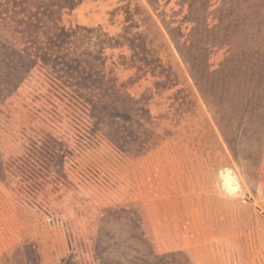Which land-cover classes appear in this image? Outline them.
Segmentation results:
<instances>
[{"label":"rangeland","instance_id":"374dc122","mask_svg":"<svg viewBox=\"0 0 264 264\" xmlns=\"http://www.w3.org/2000/svg\"><path fill=\"white\" fill-rule=\"evenodd\" d=\"M29 1L76 35L17 46L84 68L0 55V264H101L105 229L129 257L264 264V0ZM105 33L135 49L101 54ZM101 55L116 87L90 103L74 83L100 85Z\"/></svg>","mask_w":264,"mask_h":264},{"label":"trees","instance_id":"16d2710c","mask_svg":"<svg viewBox=\"0 0 264 264\" xmlns=\"http://www.w3.org/2000/svg\"><path fill=\"white\" fill-rule=\"evenodd\" d=\"M29 2V0H0V55L4 54L8 59L14 58V60H11L13 61L12 65H17L19 68L22 67L25 70L38 64H44L46 67H50L54 70L67 71L69 74H74L73 71L75 70L83 69L84 61L81 60L80 56L77 54L71 57L70 54H64V52L61 55L51 54L41 50L31 51L25 48L21 49L17 46L16 41L19 40L17 39L18 37H16L17 35H29V38H33L28 41V44L38 42L40 36L36 37V35H76L72 27L67 28L65 25L60 23L51 27L48 24H45V15L41 10L44 8V5H36L37 10L33 12L32 9L30 10V8L27 7ZM65 2L67 5H63L62 9L66 6L70 10H73L79 4L84 2V0H65ZM10 28L12 29L11 32ZM50 28L53 31H51ZM13 35L16 36L13 37ZM66 39L67 37H63L58 41H55V43L57 45L60 44L59 46H64L67 42ZM174 41L183 60L187 64L190 63L186 53V47L188 45L187 40L175 37ZM127 44L131 46V48L135 49L133 41H122L119 38L112 37L106 33L103 38L97 40L95 43V45L99 47L101 54H103L108 47H123ZM15 58L17 61H15ZM99 59L101 62L98 64L99 86L95 85L94 88L82 86L80 83H74L76 86V96L90 103H93L94 101H92L93 99L89 95L91 94L89 93V90H101L102 92L104 91L105 94L110 95L109 92H111L112 89L114 90L116 87V85H111L109 88L106 86V72L104 69L106 66V60H104L102 55ZM70 76H72V78L75 77L74 75ZM193 77L196 79L194 74ZM75 78L77 80V77ZM93 115L97 117L95 111H93ZM129 220L131 223L133 222V224H131V228L134 230L131 235V239L135 242H144L145 235L140 230L138 222L131 219ZM101 235L100 244L105 248L98 255L101 264H192L189 259L180 260L175 252L158 254L152 250L146 251L145 249L142 254L132 255L129 257L125 249L128 248V246L124 245V241H122L119 236L109 234L107 229H105ZM124 249L125 251H123ZM131 249L134 251L136 250L134 248ZM137 252L139 253L138 250ZM111 253L115 254L113 258L109 257Z\"/></svg>","mask_w":264,"mask_h":264}]
</instances>
